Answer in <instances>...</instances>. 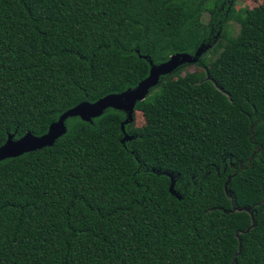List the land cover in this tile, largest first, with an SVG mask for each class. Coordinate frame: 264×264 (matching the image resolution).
<instances>
[{
  "label": "trees",
  "instance_id": "obj_1",
  "mask_svg": "<svg viewBox=\"0 0 264 264\" xmlns=\"http://www.w3.org/2000/svg\"><path fill=\"white\" fill-rule=\"evenodd\" d=\"M205 1L0 0V145L135 88L150 62L204 56L234 15L214 0L205 23ZM244 13L210 75L219 89L165 81L137 103L131 141L107 108L0 161V264H264V3ZM253 152L232 184L251 221L227 211L212 170Z\"/></svg>",
  "mask_w": 264,
  "mask_h": 264
},
{
  "label": "rangeland",
  "instance_id": "obj_2",
  "mask_svg": "<svg viewBox=\"0 0 264 264\" xmlns=\"http://www.w3.org/2000/svg\"><path fill=\"white\" fill-rule=\"evenodd\" d=\"M214 0H206L202 9L201 18L203 22L209 20V9L212 7ZM264 3V0H231L232 7L234 9L233 17L225 21L221 27L217 39L213 42L211 47L207 50L205 55L195 56L192 58L181 61L171 71L164 73L158 77V82L151 86L143 99L137 100L134 105V109L131 114V120L125 124L126 134L132 136L131 132L142 126L145 123V118L142 112L137 108L138 102H145L153 98L159 91L165 81H175L184 78L187 75H193L198 82L213 85L214 88L219 89L212 80L211 72L215 68V61L221 55L220 45L227 42L229 38L237 37L241 32V25L247 10H252L259 7ZM123 112V111H122ZM125 114V113H124ZM126 117V114H125ZM132 139L125 140L123 143L131 141ZM254 152L246 158L239 159L235 157H225L220 159L217 166L212 170L216 174L224 178V192L229 199L228 212L231 213H243L253 219L252 208L250 205L239 204L235 199V192L232 188L234 179L239 172L250 165ZM252 225V223H251Z\"/></svg>",
  "mask_w": 264,
  "mask_h": 264
},
{
  "label": "water",
  "instance_id": "obj_3",
  "mask_svg": "<svg viewBox=\"0 0 264 264\" xmlns=\"http://www.w3.org/2000/svg\"><path fill=\"white\" fill-rule=\"evenodd\" d=\"M199 55L198 52L195 56ZM192 57L193 55L190 54L173 55L170 60L158 65H154L150 62L149 75L139 82L135 88L127 89L120 93L108 94L95 102L83 101L77 104L62 113L57 121L51 123L48 131L40 136L27 132L19 138H14V134H10L5 143L0 145V161L6 158L17 157L43 147H51L59 137L66 133L65 120L67 118L78 116L82 120L90 122L92 118L103 114L107 108L120 110L126 114L121 124L123 132L122 142L133 139L134 136H128L126 134L124 126L131 120L135 102L144 98L147 90L158 82V77L160 75L171 71L181 61H185ZM174 184L175 181L173 180L170 191L173 195H176V193L172 191Z\"/></svg>",
  "mask_w": 264,
  "mask_h": 264
}]
</instances>
